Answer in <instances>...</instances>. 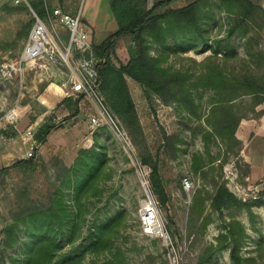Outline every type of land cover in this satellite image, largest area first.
Listing matches in <instances>:
<instances>
[{"label":"rangeland","instance_id":"obj_1","mask_svg":"<svg viewBox=\"0 0 264 264\" xmlns=\"http://www.w3.org/2000/svg\"><path fill=\"white\" fill-rule=\"evenodd\" d=\"M27 1L23 4L29 5L31 0ZM191 1L193 0H183L173 7H181ZM49 4L71 15L80 13L82 26L89 32L92 43L101 42L117 29L108 0H49ZM23 8L22 4H16L12 0H0V66L6 61L18 58L26 42V33L32 29H28V26L36 12ZM238 22L235 16L217 9L216 22L210 24L211 40L228 38L231 29ZM56 30L65 41L68 40L66 29L57 26ZM242 32L245 35L238 32L230 40L237 51V60L228 58L221 52L218 55L219 63L230 74L245 65V68L249 67L253 72L264 76V19L256 16L248 20L243 24ZM129 45L130 39H124L122 47L125 52ZM157 50L158 47L154 46L152 54L155 55ZM210 55L212 51L201 54L191 51L181 56L172 55L166 65L199 73L200 67L190 59L201 63ZM68 73L67 67L38 60L27 67L22 85L19 80L7 81L0 75V99L4 102L0 119L24 94L25 98L32 99L41 94L49 84L62 87L68 79ZM128 82L147 146L153 154H160L161 172L170 195L167 206L163 207L151 191V170L142 164L140 147L133 142L123 124L120 122L129 136V143H125L108 126L92 127L91 118L98 114V108L94 101L83 98L77 117L63 116V112L59 115L53 136L55 143L45 146L42 154L38 149L35 150V158H42L44 161L35 175H27L20 169L13 168L0 178V264H20L24 258L22 244L28 239L25 227L20 224L19 244L7 248L4 244L3 228L14 222V214L27 203L48 202L50 195L60 185L59 176L63 165L73 166L80 150L92 148L95 142L96 149L103 151L106 158L105 173L99 184L101 194L83 201L85 216L81 223L79 239L73 245L65 244V251L84 242L89 229L95 224L124 212L119 232L114 236V246L123 250L126 264H197L205 249L216 243L223 222L220 214L211 210L208 201L207 211L212 214L213 222L202 234L199 232L201 223L191 221L189 212L197 194H214L213 180L216 179L225 181L229 189L244 201L258 199V203L253 206L254 221L246 210H228L224 211V215L226 220L235 216L245 224L248 238L242 253L247 258H254L251 264H264V251H258V242L264 243V195H261L264 182V103L257 107L259 117L249 115L239 125L237 134L240 137H237L243 142L239 158L226 153L225 144L218 140L212 144L211 156L214 162L206 166L201 174H196L193 170L194 155L201 154L206 161L211 157L206 154L200 135L194 137L192 134L193 128L198 126L195 117L183 108L175 104L165 105L159 99H155L151 105L140 86L131 79H128ZM70 89L69 86L68 90ZM212 96L214 92L211 90H202L196 95L201 103L203 123L209 114ZM245 99L248 101V97ZM244 105L248 106L247 102ZM35 107L40 109L36 103ZM165 133L179 135L183 140L177 144L181 149L176 157L164 148ZM17 160L19 159L15 158L12 164ZM57 162L60 164L56 165ZM253 165L256 166L254 172ZM211 167L214 169L209 171ZM248 170L249 175H246ZM185 179L191 183L190 187H185ZM66 199L69 204H75L71 195L67 194ZM147 202L155 206L159 219L156 221L157 226L148 227H156L157 232L154 229L149 232L146 221L144 222L146 215L143 216L142 212ZM170 217L177 233L174 238L167 231ZM160 226L164 233L160 232ZM111 258V253L107 251L100 255H88L85 262L96 260L102 263ZM206 264H231L229 251L212 255Z\"/></svg>","mask_w":264,"mask_h":264},{"label":"trees","instance_id":"obj_2","mask_svg":"<svg viewBox=\"0 0 264 264\" xmlns=\"http://www.w3.org/2000/svg\"><path fill=\"white\" fill-rule=\"evenodd\" d=\"M180 1L183 0H161L149 7L148 0H108L117 29L101 42H91L94 55L101 59L98 65L100 93L109 110L140 147L141 162L151 170V191L163 207L169 203L170 195L161 172L160 154H153L147 146L128 79L140 86L151 105L155 99H159L165 105L175 104L195 117L198 126L193 128L192 134L194 137L200 135L205 152L211 157L206 161L201 154L194 155L193 170L196 174H201L206 166L214 162L212 144L218 140L225 144L226 153L239 158L243 149V142L237 137L239 125L249 115L259 117L257 107L264 103V76L249 67L245 68V65L230 74L218 60L221 52L237 60V51L230 40L238 32L245 35L242 27L248 20L256 16L264 19V8L251 0H193L187 5L173 7ZM21 4L40 17H46L55 9L50 6L49 0H31L29 5ZM217 9L235 16L239 22L233 26L228 38L212 41L210 24L216 22ZM34 22L35 17L28 29ZM29 33H26V39ZM126 38L130 39V45L125 52L122 42ZM154 46L158 47L155 55L152 54ZM191 51L197 54L212 51V55L201 63L190 59L200 67L199 73L166 65L172 55L181 56ZM202 90L214 92L204 123L200 113L201 103L196 97ZM247 97L248 101L245 99ZM82 100L83 96L66 97L59 106L63 105L69 111V117L75 118L80 113ZM246 102L248 106L245 107ZM54 128V124H44L36 132L35 139L45 143ZM182 141L179 135L164 134V148L174 157L181 149L177 144ZM96 144L80 150L73 166L63 165L60 185L50 195L48 202L27 203L14 214V222L3 228L7 248L19 244L20 224L28 233V239L22 244L24 258L20 264H126L123 250L114 246V236L119 232L124 212L95 224L89 229L84 242L78 247L64 250L65 244L73 245L79 239L85 216L83 201L101 194L99 184L105 173L106 158L103 151L96 149ZM43 162L42 158L36 159L35 156L17 160L11 166L0 169V178L13 168L27 175H35ZM59 164L57 162L56 165ZM211 169L214 168L208 170ZM248 173L249 170L246 175ZM213 182L214 194H197L189 216L191 221L201 223L199 232L203 234L213 222L212 214L207 211V202L210 201L211 210L222 218V231L216 237V243L205 249L197 264H206L212 255L224 251H229L231 264H251L254 258H247L242 253L248 238L245 224L235 216L226 220L224 211L246 210L254 221L253 206L258 199L244 201L229 189L225 181L214 179ZM67 194L73 197L74 205L67 202ZM261 195H264V182ZM169 220L167 231L174 238L177 234L175 224L172 217ZM107 251L111 253V259L102 263L96 260L85 262L88 255H100ZM258 251H264L262 241L258 242ZM12 260L17 262L16 259Z\"/></svg>","mask_w":264,"mask_h":264},{"label":"built area","instance_id":"obj_3","mask_svg":"<svg viewBox=\"0 0 264 264\" xmlns=\"http://www.w3.org/2000/svg\"><path fill=\"white\" fill-rule=\"evenodd\" d=\"M12 1L16 4L28 2L27 0ZM57 26L66 29L67 41L57 32ZM38 60L68 68V79L62 84V88L66 97L83 96L94 101L98 114L91 118L92 127L108 126L125 143L130 142L126 130L109 110L100 93L98 65L101 59L94 55L90 34L82 26L80 13L74 16L61 8H55L46 18L35 13V22L21 53L17 59L6 61L0 66V75L7 81L19 80L22 85L27 67ZM69 86L70 90H68ZM26 136L31 141V148L26 154V157L30 158L34 156L39 142L35 139L32 129L26 132ZM184 182L185 187H190L191 183L188 179ZM145 224L151 226L146 222ZM160 232L164 233L161 226Z\"/></svg>","mask_w":264,"mask_h":264},{"label":"crops","instance_id":"obj_4","mask_svg":"<svg viewBox=\"0 0 264 264\" xmlns=\"http://www.w3.org/2000/svg\"><path fill=\"white\" fill-rule=\"evenodd\" d=\"M161 0H148V6L152 7ZM264 8V0H251ZM96 27L95 25H91ZM66 98L62 87L49 84L37 97L25 98L21 96L9 109V112L0 119V168L9 167L15 161L25 159L31 148V141L27 138L26 132L32 129L34 134L46 123L55 125L45 143H39L38 152L43 153L45 146L55 143L53 138L56 125L61 112L63 116L69 117V111L59 104ZM3 101L0 99V112H3ZM38 104L39 110L36 109ZM6 132V133H5ZM238 137L239 134H237ZM240 139V138H239ZM256 166H252L253 172ZM264 173V170H263Z\"/></svg>","mask_w":264,"mask_h":264},{"label":"bare ground","instance_id":"obj_5","mask_svg":"<svg viewBox=\"0 0 264 264\" xmlns=\"http://www.w3.org/2000/svg\"><path fill=\"white\" fill-rule=\"evenodd\" d=\"M142 213H143L142 214L143 216L146 215L145 219H144V222L146 221V222H149V224H151V225L157 226V222H158L159 219H158V216H157L156 208L151 202L145 203ZM147 228H148L149 232L152 231V229H154V231H156V229H157L156 227L155 228L148 227V225H147Z\"/></svg>","mask_w":264,"mask_h":264},{"label":"water","instance_id":"obj_6","mask_svg":"<svg viewBox=\"0 0 264 264\" xmlns=\"http://www.w3.org/2000/svg\"><path fill=\"white\" fill-rule=\"evenodd\" d=\"M149 197V196H148Z\"/></svg>","mask_w":264,"mask_h":264}]
</instances>
